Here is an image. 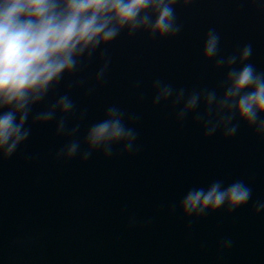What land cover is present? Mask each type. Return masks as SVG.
<instances>
[{"label": "water", "instance_id": "1", "mask_svg": "<svg viewBox=\"0 0 264 264\" xmlns=\"http://www.w3.org/2000/svg\"><path fill=\"white\" fill-rule=\"evenodd\" d=\"M176 13L183 25L177 37L122 34L107 48L112 62L104 82H95L94 61L35 109L85 79L71 89L77 110H87L79 138L115 104L139 117L131 124L139 150L117 148L111 159L95 153L84 163L57 160L66 138L55 135V122L33 126L28 141L0 161V264H264V213L253 209L264 202V139L243 124L231 139L205 138L191 116L177 122L170 102L152 104L156 79L188 90L212 89L223 79L202 57L210 27L221 35V54L251 43L250 62L264 71V0H193L178 3ZM215 180L245 181L252 199L230 215L222 208L185 218L183 196ZM224 239L233 241L226 251Z\"/></svg>", "mask_w": 264, "mask_h": 264}, {"label": "clouds", "instance_id": "2", "mask_svg": "<svg viewBox=\"0 0 264 264\" xmlns=\"http://www.w3.org/2000/svg\"><path fill=\"white\" fill-rule=\"evenodd\" d=\"M193 0H0V161L10 159L28 141L32 127L55 122V135L66 143L55 159L87 162L95 153L105 159L117 154H135L138 132L120 106L108 105L103 117L92 123L81 140V123L87 110H77L73 87H84L85 79L73 80L53 103L45 104L62 82L98 63L96 84L106 79L111 65L107 48L122 34L138 33L149 39H172L183 29L176 5ZM255 2V0H254ZM221 35L210 27L204 36L202 57L212 61L223 79L212 89L174 87L156 79L152 83L153 106L171 103L178 123L189 116L205 138L217 133L224 139L237 135L243 124L264 139V71L250 62L253 45L243 44L231 54H221ZM139 85H137L138 87ZM94 87L87 89L91 95ZM202 109V111H201ZM252 189L243 180L227 186L213 181L207 189L192 188L179 203L185 218H202L225 209L231 214L247 205ZM254 214L264 213V202L253 205ZM175 210V209H174ZM130 224L135 223L131 218ZM231 239L220 242L222 250L232 247Z\"/></svg>", "mask_w": 264, "mask_h": 264}]
</instances>
